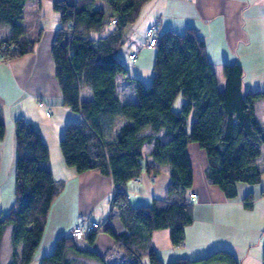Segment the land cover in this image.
I'll return each instance as SVG.
<instances>
[{"label": "trees", "instance_id": "1", "mask_svg": "<svg viewBox=\"0 0 264 264\" xmlns=\"http://www.w3.org/2000/svg\"><path fill=\"white\" fill-rule=\"evenodd\" d=\"M25 1L0 0V24L9 28L6 39L0 41L2 58L31 52L38 40L25 35L21 23ZM147 1L52 2L59 22L51 45L55 78L63 104L80 115L65 124L59 149L65 164L77 172L95 170L111 177V206L125 230L117 235L109 227L104 231L120 238L126 247L119 264H141L143 255L149 264H162L153 249L139 252L154 230L168 229L171 244L182 243L184 227L192 222L193 200L189 202L186 194L192 185L189 142L205 153L206 181L218 186L227 197L236 194V182L257 183L261 175L256 159L264 144V126L256 118L255 103L264 98V91H242V68L235 62L221 66L224 83L218 87L205 42L194 27L159 32L152 47L149 85L133 78L135 100L118 97L116 77L126 74V68L117 53ZM92 32L96 35L91 36ZM84 87L90 92L87 99L80 98ZM178 95L184 101L179 110H174ZM13 126V203L7 213H0V242L9 229L10 264H28L62 182L52 177L48 149L39 131L23 118L15 119ZM3 134L0 111V139ZM145 143H150L148 155L154 164L169 166V184L163 199L133 206L125 184L146 167L142 155ZM146 168L154 171L153 166ZM99 229L101 224L86 233L88 244ZM77 259L104 264L94 250L76 247L70 234L58 237L52 252L42 256L39 264H73ZM168 264L239 262L229 251L218 249L197 259L177 258Z\"/></svg>", "mask_w": 264, "mask_h": 264}, {"label": "crops", "instance_id": "2", "mask_svg": "<svg viewBox=\"0 0 264 264\" xmlns=\"http://www.w3.org/2000/svg\"><path fill=\"white\" fill-rule=\"evenodd\" d=\"M42 1L26 0L24 3L21 23L25 35L38 38L33 51L14 58H0V111L4 123L0 139V213H7L13 203V123L23 118L39 131L48 149L52 177L62 182L50 203L44 229L28 264H39L42 256L51 253L56 239L69 235L80 216L98 222L101 229L92 244L85 238L79 248L94 250L103 257L104 264H119L125 257L126 247L120 238L104 231L109 227L117 235L125 230L116 209L111 206L114 190L111 177L95 170L77 172L65 164L59 149L58 141L65 124L78 120L80 115L62 102L51 56L59 22L39 24ZM46 1L52 7L54 0ZM26 10L29 15L34 14L32 19H26ZM155 20L159 22L160 32H182L187 27L198 31L205 42L218 87L224 83L221 66L235 62L242 68L241 90L264 91V0H149L117 53L122 63L132 62L128 82L124 81L125 74L116 77L120 100H135V93L128 88L132 87L130 77H139V70L152 68L154 48H139V45L145 29ZM8 33V26L0 24V41L5 40ZM130 48L138 49L135 60L127 58ZM89 96V89L82 88L80 98ZM255 115L264 126V98L255 103ZM149 149L150 143H145L142 155L146 167L153 166L154 171L148 172L143 167L137 177L125 184L127 199L133 206L150 205L153 199H163L169 184V166L154 164L148 155ZM187 153L192 166V185L186 194L194 192L196 197L191 204L192 222L184 227V239L179 245H172L168 229H157L139 252L144 254L151 248L162 264H168L177 258L197 259L225 249L239 264H264V144L260 145L256 159L261 168L260 180L257 183L236 182L233 197L225 196L218 186L206 181L205 153L196 143L187 144ZM3 234L8 245L9 229ZM140 260L141 264H149L145 255ZM73 264L102 263L77 259Z\"/></svg>", "mask_w": 264, "mask_h": 264}, {"label": "rangeland", "instance_id": "3", "mask_svg": "<svg viewBox=\"0 0 264 264\" xmlns=\"http://www.w3.org/2000/svg\"><path fill=\"white\" fill-rule=\"evenodd\" d=\"M25 14H26V19L27 18L32 19L33 16H34V14H30L29 15L27 13V10H26ZM40 15H41V21H40L39 24H41V25H48V24L52 25L54 22H57V20H58L57 12H55L52 9L50 2H48L46 0L42 1ZM95 35H96L95 32L91 33V36H95ZM0 51H1V47H0ZM119 57H120V55H119ZM125 64L123 63V65H124V67L126 68L127 71H126V74H125L126 76L124 75V81L128 82L127 76L131 75V73H132V70L130 68L131 65H132V62H127ZM138 73H139V77H137V76L130 77L131 82H132V85H131L132 87L128 86V88L130 89V92H134L133 78L139 79L146 86L149 85V83H150V79H151V76H152V69L139 70ZM129 83H130V81H129ZM183 101L184 100L181 97V95H178L176 97L174 103H173V109L174 110H179V108L183 104ZM178 104H179V106H178ZM188 125H189V122H188ZM188 128H189V126H188ZM4 240H5V235L3 234V238L1 239V243H0L1 244V246H0V250H1V252H0V264H10V253H11L10 243L8 242V245H7L6 241H4Z\"/></svg>", "mask_w": 264, "mask_h": 264}, {"label": "built area", "instance_id": "4", "mask_svg": "<svg viewBox=\"0 0 264 264\" xmlns=\"http://www.w3.org/2000/svg\"><path fill=\"white\" fill-rule=\"evenodd\" d=\"M159 22L157 20L153 21L144 31L142 41L139 45V48L149 49L155 46L157 42V36L159 34ZM1 50L4 49L1 45ZM138 56V49L130 48L127 53V58L129 60H135ZM2 58V56H0ZM196 197L194 192L188 194V201L191 202ZM99 227V224L89 219L87 216H80L70 230V235L73 238L74 244L76 247H82L84 237L86 233L91 232L92 230Z\"/></svg>", "mask_w": 264, "mask_h": 264}]
</instances>
